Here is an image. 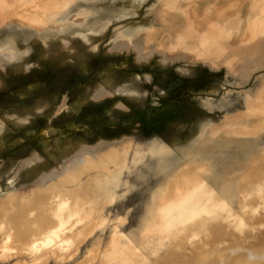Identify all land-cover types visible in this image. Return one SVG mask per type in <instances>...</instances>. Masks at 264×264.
Returning <instances> with one entry per match:
<instances>
[{
  "label": "rangeland",
  "instance_id": "1",
  "mask_svg": "<svg viewBox=\"0 0 264 264\" xmlns=\"http://www.w3.org/2000/svg\"><path fill=\"white\" fill-rule=\"evenodd\" d=\"M19 1L41 0L0 5ZM173 1L197 7L205 31L214 3L237 2ZM173 1L60 0L45 27H0V264H264L248 253L264 254V128L211 131L263 88L264 36L230 34L235 66L196 58ZM111 149L118 163L97 166ZM197 172L218 198L163 233L160 208Z\"/></svg>",
  "mask_w": 264,
  "mask_h": 264
},
{
  "label": "bare ground",
  "instance_id": "2",
  "mask_svg": "<svg viewBox=\"0 0 264 264\" xmlns=\"http://www.w3.org/2000/svg\"><path fill=\"white\" fill-rule=\"evenodd\" d=\"M58 1H60V0H55L53 2L51 0H41L39 2L32 3L29 5L27 3L19 1L20 5L16 6L17 8L15 10H13V7L10 6L9 4H6V3L2 4V5H0V27L6 26L8 24L11 25V24L17 23V22H19L20 24H26L27 23V24H30L32 26H36L38 28L45 27L48 24L46 22V18L51 17V16H53V14L56 13V12L54 13L53 10L57 6ZM171 1H173V0H171ZM187 1L190 2V0H187ZM63 2H65V1H63ZM172 5H174V6L176 5L177 7H184L185 14L187 15V19H188V26H189L187 35H185L184 38L185 39L188 38V39L192 40V42H193L192 43L193 44V48H192L193 51L192 52L193 53L196 52V54L198 55V56H196V58L197 57L206 58V60H210L211 62L216 64V62L220 60L219 59L220 57H223V56L226 57V55L230 54V57L227 58V62L229 63V65L231 64V65L235 66L236 64L238 65V62H239L238 57L239 56H237L234 52L232 53L229 51L228 52L223 51L227 46V42H226L227 40L226 39L230 37V34L233 35V33L235 34V32H236L237 36H239L238 41H240L242 44L248 38L256 40L258 37H260V35L264 36V0H248V2H247V0H237V2H235V3H228L225 5H219V3H217V2L214 3L213 6L218 8L216 13H215L216 18H215V20L208 22L210 27L206 31L201 28V22L202 21L199 20V18H198L197 7L192 6L189 3L186 5H183V4H181V2L178 5L174 1L172 2ZM168 6H170V5H168ZM55 10L57 11V9H55ZM237 12H239V14H240L239 19L235 20L233 18H230L231 15H233ZM57 13H59V12H57ZM57 25L58 24H54V26L53 25H51V26L52 27H58ZM181 37H183V36H181ZM141 38H143V37H141ZM183 39H181V40H183ZM127 41H128V39L126 40V42ZM131 41H133V40H131ZM146 42L148 43L149 41H146ZM128 44H129V41H128ZM184 44L187 46V49H190L189 43L184 42ZM134 48H136V46H134ZM137 48L139 50L138 52H140V48L139 47H137ZM221 49H223V50H221ZM135 51H137V50H135ZM6 54L7 53H4V52L0 53V60L5 59L7 57ZM253 116L261 117L263 119V121L262 122L259 121L260 123H258V124L256 122H255L256 124L253 123L255 125H253L252 123H251L252 125L251 124L249 125V123H247V122L246 123L240 122L244 117H253ZM247 119H249V118H247ZM263 128H264V86L261 89V91L257 94L256 97H251V96L248 97L247 110L246 111L228 117L226 120H224V122L221 123V125L213 126L211 131L214 134L221 133L222 131H226L227 134H229V135H238L241 137V136H248V135L257 134ZM214 134H211V135L214 136ZM116 144H118V143H116ZM121 146H122V142H121ZM114 147L115 146L113 145V148ZM108 148H109V146H108ZM108 148H107V150H108ZM114 149L106 151L102 155H100V153H99V156L95 159H96L97 164H98L99 160H101L102 162L100 161V163L97 166L107 168L108 165H106V164L108 162H116L117 161V163H118V160H119L121 154H119L117 152V150H114ZM89 161H94V160L89 159ZM104 161H105V163H104ZM84 163H85L84 165L87 166L88 161L86 160ZM69 165H66L68 167L64 168V170H62L60 174L58 172H56V170H57L56 169L55 172H53L51 175H49L50 176L49 178H55L56 179V177L60 175L62 177V181H64V182L67 181V183H68V181H71V182L75 181L78 177L76 178V174L74 172V170H75L74 164L72 166L71 165L69 166ZM197 170H198V168H197ZM206 174H205V176H206ZM246 176H248V175H246ZM47 180H48L47 177H43L42 182L46 183ZM60 182H61V180H60ZM178 182H179V180H178ZM57 183L59 184V182H57ZM184 184L186 185L185 190L183 191L181 188H178L176 197L174 199H172L171 201H169L168 203L164 204V206L162 208H160V210L156 216V219H155L156 223L158 225H160V223H161L164 226V227H161L163 229L162 230L163 233H166L164 231H167L169 228H172V226L174 227L177 225H181V224L187 223L188 221L191 222L192 220L197 218L198 215H200L202 212H205V210H207L206 208H208V207L206 206L205 203L208 202V200H211V199L215 200V198L216 197L218 198V196H219L218 195L219 191L215 187H213V185L211 184V182L207 178L206 179L202 178V176L200 174H198V172L190 174L189 177L187 179H185ZM54 186L57 187V185H55V183L50 185V187H52V188H54ZM45 187H47V185ZM49 189H51V188H49ZM42 192H43V190H42ZM30 194H35V192L30 191ZM52 194H54V192ZM35 195L37 197V194H35ZM56 197H59V196H56ZM169 199H171V198H169ZM31 201H33V200H31ZM222 205H223V208L226 207V203H223ZM210 210H211V207H210ZM103 222H105V221H103ZM158 232H159V230H158ZM124 234L125 233L123 232V235ZM117 235H118L117 232L113 231V234L111 235V238H112L111 240L113 242H115L117 240ZM32 245L36 246L37 243L33 242ZM248 253L250 254L251 257H255V258H263L264 257V254L259 255V254H256L254 251H251V250H248ZM225 260L222 261L223 264H224V262H226ZM239 264H243L242 260L239 262Z\"/></svg>",
  "mask_w": 264,
  "mask_h": 264
}]
</instances>
